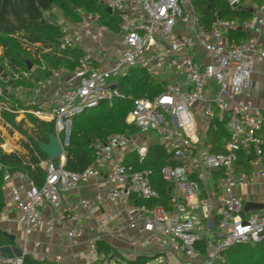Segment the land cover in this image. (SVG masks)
Segmentation results:
<instances>
[{
    "label": "built area",
    "instance_id": "obj_1",
    "mask_svg": "<svg viewBox=\"0 0 264 264\" xmlns=\"http://www.w3.org/2000/svg\"><path fill=\"white\" fill-rule=\"evenodd\" d=\"M228 1L241 9L254 4V0ZM97 2L117 15V31L102 24L98 14L84 10L78 11L76 20L64 16L56 6L43 13L42 20L60 30L59 51L82 50L74 70L51 68L50 78L33 80L35 71L48 68L41 54H34L39 64L29 72L15 74L12 80L10 76L0 79L16 93L6 91L26 107L16 111L0 102L3 126V111L18 114L16 121L25 114L54 123L63 150L59 169L49 160L40 164L46 171L41 186L23 172L6 171L2 190L19 213L17 222L23 233L18 238L9 226L4 227L11 222L7 209L0 213V231L16 237V245L6 246L20 249L22 256L10 258L1 253L6 246H0V264H24L27 255L37 256L42 243L32 237L43 228L48 237L58 235L60 246L77 244L86 233L83 225L76 222L64 235L57 233L67 215L85 211L88 219L108 203H122L128 218L126 223H115L117 215L112 212L100 217L88 246L91 261H98L97 242L106 239H116L127 259L143 254L173 255L180 264H225L228 248L264 243V110L247 97L252 76L264 63V4L259 14L241 24L216 21L207 27L196 14L194 0ZM238 27L250 37L231 42L230 29ZM132 68L164 83L161 94L134 101L126 122L145 138L154 135L176 161L175 166L161 170L163 180L172 186L171 209L131 203L133 197L151 201L160 195L152 186L151 170L135 171L124 164L132 147L140 162L149 148L147 141L137 143L128 133L97 143L95 160L82 173L64 167L74 118L103 102L112 106L121 96L119 79ZM19 80L32 85L14 86ZM113 85H117L114 90ZM215 121L224 124L229 135L216 152L210 140L212 128L218 129ZM0 137L5 140L3 133ZM5 146L1 147L7 152ZM97 179L105 181L103 193L75 206L63 204L64 193ZM245 188L250 189L248 194L238 193ZM248 204L254 206L246 209ZM71 218L78 220L77 216ZM129 231L136 236H129ZM46 260L47 255L41 254L39 261Z\"/></svg>",
    "mask_w": 264,
    "mask_h": 264
},
{
    "label": "trees",
    "instance_id": "obj_2",
    "mask_svg": "<svg viewBox=\"0 0 264 264\" xmlns=\"http://www.w3.org/2000/svg\"><path fill=\"white\" fill-rule=\"evenodd\" d=\"M259 4L263 0H255ZM53 6L59 7L64 16L76 20L78 11L84 10L98 14L101 23L118 30V17L106 11L97 0H0V71L4 76L13 77L15 74L29 72V64H39L34 54H41L48 68L41 71L43 78L51 77V68L64 66L74 70L83 57L80 49H66L59 51L58 39L61 36L58 27L51 24H43V13ZM196 14L201 24L211 27L216 21H229L241 23L250 20L252 14L241 8H233L228 0H194ZM229 38L236 43L244 41L247 34L230 29ZM51 50L46 53V50ZM37 62V63H36ZM33 80L40 77L32 74ZM36 77V79H35ZM32 82L19 80L14 86H30ZM1 86V85H0ZM7 87L8 85H3ZM1 89V87H0ZM118 91L121 94L110 106L107 102L101 103L97 108L85 111L73 120L70 144L65 152V169L75 173H82L95 160L97 143H105L115 134L134 135L137 129L128 125L126 119L132 111L134 101L145 95L154 97L164 91V83L150 76L142 69L132 68L118 81ZM0 102L6 103L16 111L26 107L14 95L2 90ZM18 114L2 112L5 124H10L19 131L24 140L20 142L21 150L7 153L2 149L5 140L0 137V213L5 206V198L2 187L6 171L10 173L23 172L37 186H41L46 178V171L40 164L47 161V156L40 150L39 142H48L47 133H54V123H47L28 115L30 127L24 129L16 122ZM25 122V121H23ZM22 122V123H23ZM218 129L210 132V140L214 144L213 150L219 151V144L229 137L226 126L215 121ZM244 156H240V163L244 164ZM124 164L135 171L147 169L152 171V186L159 193V199L144 201L132 198L138 205L164 206L171 209L170 194L172 186L166 183L161 170L167 165H176L172 155L168 154L163 146L154 143L148 148V154L144 161L140 162L138 154L132 152L124 159ZM137 201V202H136ZM12 242L3 232H0V246L10 245ZM97 252L102 259L97 263L109 264L112 261L121 263L122 260L129 264H149L155 257L143 254L135 259H127L108 242H97ZM157 256V255H156ZM225 264H264V243H240L228 248L225 252ZM24 264H52L48 261H39L27 255Z\"/></svg>",
    "mask_w": 264,
    "mask_h": 264
},
{
    "label": "crops",
    "instance_id": "obj_3",
    "mask_svg": "<svg viewBox=\"0 0 264 264\" xmlns=\"http://www.w3.org/2000/svg\"><path fill=\"white\" fill-rule=\"evenodd\" d=\"M263 4H264V0L263 3L261 4H259V2L254 0L253 6H246V8L243 9L246 11H250V13L252 14L250 19H252L255 15L259 14V7L262 6ZM238 30L247 34V38L245 40H247L250 37V34L241 30L240 27H238ZM261 39L264 41V31ZM230 41L235 42L234 39H230ZM247 97L253 101V103L257 108L264 110V63H262L259 69L253 74ZM261 135L264 136V131L261 133ZM133 138L137 140V143H142L144 141H147L149 147L154 143H157L154 135H150L145 138L139 135L138 131L136 132V134L133 135ZM6 145L8 146V144ZM8 150L6 149L7 153H12L15 150H21L20 144H17L14 149H8ZM132 152L137 153L135 146L132 147L131 150L126 153V156ZM105 189H106V185L104 179L92 180L91 182L85 185L79 186L78 188H75L73 190L64 193L63 204H65L66 206H75L82 199L92 198L99 193H103ZM249 192H250L249 188H245L242 191L238 190V193L248 194ZM4 198H5V206L3 209L5 210L7 209L9 218L11 219V222L5 224L4 227L9 226V228L14 233V235H17L18 238H21L23 230L19 225V223L17 222L19 213L13 208L11 204L10 196L8 194H5ZM131 203L137 204L134 203L133 200H131ZM109 212H112L115 215H117V220L115 223H126V220L128 218V212H126V207L122 203H115V204L108 203L105 206L101 207L100 209H96L92 213H90V217L88 219L84 217L85 211H81V212L79 211L76 214L75 213L68 214L64 224L58 227L57 233L61 232L64 235L65 230L68 227H70V225H75L76 222L77 224L83 225L86 229V233L84 237L75 245H70L69 243H65L64 245L60 246L59 243L61 239H59L58 235L56 234L51 237H48L44 232V228H43L39 233H36L32 237L34 240L41 241L42 243L41 247L37 251V256H34V258L39 260L40 255L45 254L47 255L46 261L52 264H94L96 261H91L87 257L89 242L91 241V239L95 237L98 231V222L100 217L103 216L105 213H109ZM72 216H77L78 220L73 221L71 218ZM128 235L136 236V233L134 231H129ZM106 242L112 245V247L117 249L121 254H124L125 251L120 249V244L116 239H106ZM11 244L16 245V242H12ZM100 259H102L101 256L98 258V261ZM95 264H102V263L96 262Z\"/></svg>",
    "mask_w": 264,
    "mask_h": 264
},
{
    "label": "rangeland",
    "instance_id": "obj_4",
    "mask_svg": "<svg viewBox=\"0 0 264 264\" xmlns=\"http://www.w3.org/2000/svg\"><path fill=\"white\" fill-rule=\"evenodd\" d=\"M0 54H2V52H0ZM35 73H36L35 74L36 76L42 78V76L39 72L35 71ZM3 76L4 75L2 74V72H0V77H1L0 79H2ZM10 79L12 80V77H10ZM35 79H36V77H35ZM0 85H1L0 86L1 90H9L12 93H16L15 90L13 88H11L10 86L4 87L3 85H6V84H4L1 80H0ZM17 97L20 98V95H17ZM24 101H25V98H24ZM24 101H23V103H25ZM23 121H25V122H23ZM16 122L20 123L24 129H27L31 126L29 121H28V115H25V114L19 115V118ZM0 133H3V135L5 137L4 145L8 144V146L7 145L5 146V149H7V150L8 149H14L17 144H20V142L23 139H25L24 136L19 131L14 129L12 126H11V128H9L7 126L4 127L3 121H0ZM151 256H154V255H151ZM109 264H129V263L125 260H122L121 263H118L115 260ZM149 264H180V263L176 260V258L173 255H168V256H166V255H157L156 256L155 255V257L150 261Z\"/></svg>",
    "mask_w": 264,
    "mask_h": 264
},
{
    "label": "water",
    "instance_id": "obj_5",
    "mask_svg": "<svg viewBox=\"0 0 264 264\" xmlns=\"http://www.w3.org/2000/svg\"><path fill=\"white\" fill-rule=\"evenodd\" d=\"M106 11H108L109 13L112 12V10L110 8H107ZM42 23L45 24V21H42ZM29 69L30 70L32 69L31 63L29 64ZM111 88L114 90L117 88V85H113ZM47 137H48V142H39L40 150L47 156L48 160L52 162L53 166L56 169H59L60 164H59L58 160L63 157V150L61 147L60 140L58 138V135L55 132L54 133H47ZM65 160H66V157H65ZM252 206H254V205L248 204L246 206V209H248ZM258 207L260 208L261 205H258ZM7 237L12 242H15V240H16V237L14 235H7ZM1 253L4 255H7L10 258H13L15 255L22 256V252L20 249L15 248V250L13 251L9 246L2 247Z\"/></svg>",
    "mask_w": 264,
    "mask_h": 264
}]
</instances>
